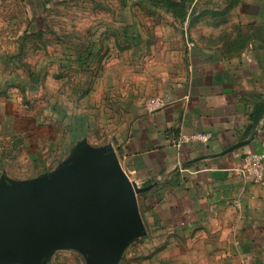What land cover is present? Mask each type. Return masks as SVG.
Returning <instances> with one entry per match:
<instances>
[{
    "label": "rangeland",
    "instance_id": "1",
    "mask_svg": "<svg viewBox=\"0 0 264 264\" xmlns=\"http://www.w3.org/2000/svg\"><path fill=\"white\" fill-rule=\"evenodd\" d=\"M192 44L260 57L264 88V0H0V176L45 181L84 147L114 153L138 110L186 79ZM169 238L190 252L143 229L118 264H250ZM59 251L45 264H89Z\"/></svg>",
    "mask_w": 264,
    "mask_h": 264
},
{
    "label": "crops",
    "instance_id": "2",
    "mask_svg": "<svg viewBox=\"0 0 264 264\" xmlns=\"http://www.w3.org/2000/svg\"><path fill=\"white\" fill-rule=\"evenodd\" d=\"M192 46L186 79L161 95L163 109L138 110L114 153L130 179L154 186L143 193L141 219L147 234L173 243L165 250L172 248L182 258L190 252L187 245L175 247L169 238L175 234L181 241L194 237L199 256L205 240L209 252L229 258L234 249L250 264H264V181L255 183L242 173L247 154L264 155V116L254 121L257 107L264 105L262 70L256 64L262 60L247 53L226 58L209 44ZM180 133L209 134L211 140L178 150L172 140ZM245 141L250 143L228 152ZM1 178L0 189L11 183Z\"/></svg>",
    "mask_w": 264,
    "mask_h": 264
},
{
    "label": "water",
    "instance_id": "3",
    "mask_svg": "<svg viewBox=\"0 0 264 264\" xmlns=\"http://www.w3.org/2000/svg\"><path fill=\"white\" fill-rule=\"evenodd\" d=\"M153 188L131 181L115 153L86 147L45 181L6 183L0 189V264H45L63 248H77L89 264H118L143 232L137 196Z\"/></svg>",
    "mask_w": 264,
    "mask_h": 264
},
{
    "label": "built area",
    "instance_id": "4",
    "mask_svg": "<svg viewBox=\"0 0 264 264\" xmlns=\"http://www.w3.org/2000/svg\"><path fill=\"white\" fill-rule=\"evenodd\" d=\"M164 107L165 103L159 98L151 99L146 104V110L150 113L157 112ZM210 140L211 136L209 134H194L188 136L180 133L172 140V144L180 150L190 143L208 145ZM242 173L246 177H251L255 183H262L264 181V155L258 152L247 154L244 159Z\"/></svg>",
    "mask_w": 264,
    "mask_h": 264
},
{
    "label": "trees",
    "instance_id": "5",
    "mask_svg": "<svg viewBox=\"0 0 264 264\" xmlns=\"http://www.w3.org/2000/svg\"><path fill=\"white\" fill-rule=\"evenodd\" d=\"M174 4H176V3H174ZM181 5V4H180ZM257 109H258V111H257V113H256V117H255V123L257 124L259 121H260V119L264 116V105H260V106H258L257 107Z\"/></svg>",
    "mask_w": 264,
    "mask_h": 264
}]
</instances>
